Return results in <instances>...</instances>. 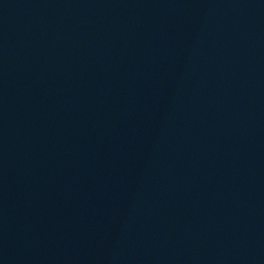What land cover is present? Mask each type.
<instances>
[{"label":"water","instance_id":"obj_1","mask_svg":"<svg viewBox=\"0 0 264 264\" xmlns=\"http://www.w3.org/2000/svg\"><path fill=\"white\" fill-rule=\"evenodd\" d=\"M0 264H264V0H0Z\"/></svg>","mask_w":264,"mask_h":264}]
</instances>
